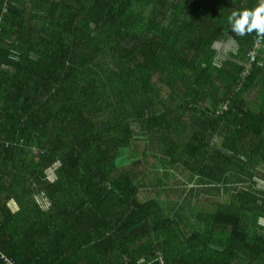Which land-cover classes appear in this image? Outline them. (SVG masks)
Here are the masks:
<instances>
[{"label":"trees","instance_id":"1","mask_svg":"<svg viewBox=\"0 0 264 264\" xmlns=\"http://www.w3.org/2000/svg\"><path fill=\"white\" fill-rule=\"evenodd\" d=\"M258 3L0 0V264H264Z\"/></svg>","mask_w":264,"mask_h":264},{"label":"clouds","instance_id":"2","mask_svg":"<svg viewBox=\"0 0 264 264\" xmlns=\"http://www.w3.org/2000/svg\"><path fill=\"white\" fill-rule=\"evenodd\" d=\"M231 31L238 36H246L253 32L264 38V0H259L253 9L235 10L228 17ZM138 264H144L143 258Z\"/></svg>","mask_w":264,"mask_h":264},{"label":"rangeland","instance_id":"3","mask_svg":"<svg viewBox=\"0 0 264 264\" xmlns=\"http://www.w3.org/2000/svg\"><path fill=\"white\" fill-rule=\"evenodd\" d=\"M140 170H142V166L138 167ZM161 170L159 169L157 172L155 171L153 174L156 175L159 179H160V184L163 185L164 187H168L169 183H174L176 184V187L179 188L178 194H180L184 189L189 188L190 186H192V184L189 183V181L187 180V178L184 177H188L189 172L186 171L185 169H180V170H169L166 169L165 167L160 166ZM144 172H141L140 175L137 178L138 180H141L143 182H146V179L149 176H143ZM166 174H169L170 176H164ZM50 179L54 180L55 179V172L54 170H51L50 173ZM183 176V177H181ZM150 180H152L151 177H149ZM176 182H180V184H177ZM152 190L150 189H145V186L143 189L140 190L139 192V198L141 200H145V199H150V198H156L155 192H151ZM152 194V195H150ZM146 195H150L148 197H145ZM172 196V195H170ZM170 198V197H168ZM167 198V199H168ZM45 204H48V202H46Z\"/></svg>","mask_w":264,"mask_h":264},{"label":"crops","instance_id":"4","mask_svg":"<svg viewBox=\"0 0 264 264\" xmlns=\"http://www.w3.org/2000/svg\"><path fill=\"white\" fill-rule=\"evenodd\" d=\"M195 185L196 184H194V186ZM207 190H209V189H207ZM196 192H198V191H195L194 194ZM208 193L211 196H212V194H217L214 199H216V198H221V200L225 199L224 189L223 188H221L220 191H211V192H208ZM184 204H185V206L189 207L190 210H192V211H195V209H202L203 207H205V204H203V202L202 203H198V202H196L195 199L192 200L189 203L186 202ZM208 204H210V203H208ZM10 206L13 209V211H15V212L20 209V205H19V203L16 200H12L10 202ZM181 206H183V205L181 204ZM248 218H249L247 220L248 224H241L243 231L245 230V231L251 232V229H249V228L258 227L260 224L263 225V220H262V218L259 220L258 215H251V216H248ZM252 222H253V224H252ZM2 257L5 259L7 264H16V261L12 257H8L7 255H3Z\"/></svg>","mask_w":264,"mask_h":264},{"label":"built area","instance_id":"5","mask_svg":"<svg viewBox=\"0 0 264 264\" xmlns=\"http://www.w3.org/2000/svg\"><path fill=\"white\" fill-rule=\"evenodd\" d=\"M262 42L263 41H261V38L259 37L256 40L255 48L248 54V60L250 61V64L247 66V69H249L251 67V64L254 63L257 56V50L260 48V45H262ZM161 264H165L164 261L161 260Z\"/></svg>","mask_w":264,"mask_h":264}]
</instances>
